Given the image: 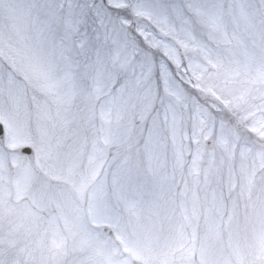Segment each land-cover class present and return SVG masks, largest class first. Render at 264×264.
I'll use <instances>...</instances> for the list:
<instances>
[{"label":"snow or ice","instance_id":"6c2138e0","mask_svg":"<svg viewBox=\"0 0 264 264\" xmlns=\"http://www.w3.org/2000/svg\"><path fill=\"white\" fill-rule=\"evenodd\" d=\"M0 264H264V0H0Z\"/></svg>","mask_w":264,"mask_h":264}]
</instances>
